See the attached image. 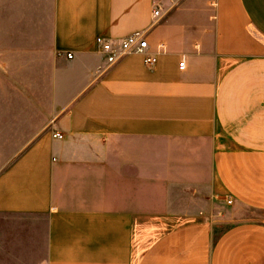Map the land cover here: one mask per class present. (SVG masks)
Wrapping results in <instances>:
<instances>
[{
    "label": "crops",
    "instance_id": "obj_1",
    "mask_svg": "<svg viewBox=\"0 0 264 264\" xmlns=\"http://www.w3.org/2000/svg\"><path fill=\"white\" fill-rule=\"evenodd\" d=\"M157 1L1 26L0 264H264V221L217 231L226 199L264 211V0ZM137 32L157 64L109 65L97 39Z\"/></svg>",
    "mask_w": 264,
    "mask_h": 264
},
{
    "label": "rangeland",
    "instance_id": "obj_2",
    "mask_svg": "<svg viewBox=\"0 0 264 264\" xmlns=\"http://www.w3.org/2000/svg\"><path fill=\"white\" fill-rule=\"evenodd\" d=\"M167 1V0H160ZM36 6V8L34 7ZM47 0H0V28L12 31L17 26L22 27L24 23L17 24L16 19L23 22L26 18L30 17L34 10H40L39 15H46ZM1 70V66H0ZM0 73V83L10 79L9 73ZM233 202L229 199L220 202V221L218 223V233L234 224L246 221H264V211L248 208L245 206H234Z\"/></svg>",
    "mask_w": 264,
    "mask_h": 264
},
{
    "label": "built area",
    "instance_id": "obj_3",
    "mask_svg": "<svg viewBox=\"0 0 264 264\" xmlns=\"http://www.w3.org/2000/svg\"><path fill=\"white\" fill-rule=\"evenodd\" d=\"M168 1L170 5H175L180 0ZM163 13L164 11L162 2H155L153 6V18L155 20H158L162 17ZM97 45L99 47L100 52L105 55L106 61L109 65L116 63L119 59L132 53L143 56L144 64L149 67L154 66L155 64H157L158 61L157 56L147 54L149 46L146 32L134 33L116 43L103 38H98ZM159 48L162 50L164 49V46L161 45ZM67 58L73 59V55L68 54ZM179 66L180 69L183 70L185 68V63L181 62ZM54 138L62 139L63 136L60 133H57L54 135Z\"/></svg>",
    "mask_w": 264,
    "mask_h": 264
}]
</instances>
